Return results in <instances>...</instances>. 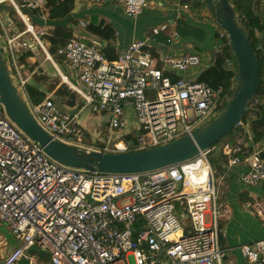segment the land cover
Segmentation results:
<instances>
[{
  "label": "built area",
  "instance_id": "obj_1",
  "mask_svg": "<svg viewBox=\"0 0 264 264\" xmlns=\"http://www.w3.org/2000/svg\"><path fill=\"white\" fill-rule=\"evenodd\" d=\"M47 1L0 0L9 3L25 25L15 35L4 30L9 66L24 95L26 79L19 55L27 50L28 42L22 36L30 34L42 48L39 36L43 33H34L28 13L43 17ZM86 2L119 4L129 18L140 16L148 7V0ZM253 12L256 16L263 13L264 18V0L255 4ZM166 27L151 32L156 35ZM255 37L264 70V29ZM215 40L216 52L228 45L218 26ZM148 41V37L132 41L114 60L106 59L93 44L67 41L56 54L75 72L76 84L66 77L61 84L82 105L69 113L58 109L51 95L37 104L28 101L37 124L55 140L86 147L79 116L85 110L102 115L106 117V142L87 148L104 153L142 151L190 135L226 103L229 94L222 93V85L213 88L177 77L200 65L197 55L154 56ZM223 67L236 71L231 50ZM263 100L255 96L253 105ZM114 134L116 140L111 143ZM233 135V143L212 146L193 159L151 172H86L48 158L0 105V224L18 242L0 264H16L31 250L47 252L50 264H221L219 222L229 215V209L217 205L210 159L215 154L227 157L228 168L246 164L240 183L263 191L262 200L250 208L264 223V144L252 149L250 126L242 120ZM239 250L248 264H264V238L243 244Z\"/></svg>",
  "mask_w": 264,
  "mask_h": 264
},
{
  "label": "crops",
  "instance_id": "obj_2",
  "mask_svg": "<svg viewBox=\"0 0 264 264\" xmlns=\"http://www.w3.org/2000/svg\"><path fill=\"white\" fill-rule=\"evenodd\" d=\"M230 1L240 8L241 13H248L253 12V7L259 0ZM28 15L34 33L43 34L39 36L42 48L32 41L30 34L22 36V40L28 42V48L19 55V58L26 52L30 53L25 60H19L21 72L26 79L24 95L26 102L33 103L34 99V95L28 93V89L36 90L44 95L43 99L51 95L54 105L69 113L76 112L82 105V100L65 84H61L62 77L76 84V74L57 58L56 52L71 39L93 44L100 49L106 59L114 60L132 41L148 37L154 56L177 57L194 54L199 57L198 67L177 75L188 81L198 80L200 74L213 63V55L216 52L217 25L206 7L205 0H148V7L136 18L125 16L119 4L89 5L86 0H74L70 14L63 19L50 20L46 7L43 17L35 13ZM259 18L261 22L264 21L263 13ZM0 23L3 25H0V46L4 48L6 47L4 30L9 35L25 30L24 23L7 2L0 3ZM162 25L167 26L165 30L156 35L152 34V28ZM174 33L176 36H173ZM53 69L55 74L52 72ZM92 121L88 117L80 124L86 131V137L95 138L98 131ZM261 130L264 133V121ZM233 136L232 134L224 143H233ZM262 144L264 139L253 143L252 149ZM212 158L214 169L216 170L217 166L221 168L217 205L219 208L229 209V215L219 222V245L224 253L221 264H248L242 258L239 249L243 244L264 238V223L250 208L256 201L262 200L263 191L258 186L246 187L240 183V176L246 169L245 163L228 168L227 157L217 153ZM2 229L3 225L0 224V263L14 250L10 247L11 237L3 236ZM25 258L28 259L27 255ZM28 260L30 264L31 261Z\"/></svg>",
  "mask_w": 264,
  "mask_h": 264
},
{
  "label": "water",
  "instance_id": "obj_3",
  "mask_svg": "<svg viewBox=\"0 0 264 264\" xmlns=\"http://www.w3.org/2000/svg\"><path fill=\"white\" fill-rule=\"evenodd\" d=\"M216 25L221 29L233 54L236 71L226 105L190 135L170 143L126 153H104L70 145L52 138L33 118L26 98L13 77L6 47L0 46V105L7 118L51 160L74 170L104 174H136L158 170L193 159L200 152L225 138L250 108L259 81V65L250 36L230 0H205ZM12 79L14 82H12ZM162 251H159L158 258ZM16 264H29L24 256Z\"/></svg>",
  "mask_w": 264,
  "mask_h": 264
},
{
  "label": "trees",
  "instance_id": "obj_4",
  "mask_svg": "<svg viewBox=\"0 0 264 264\" xmlns=\"http://www.w3.org/2000/svg\"><path fill=\"white\" fill-rule=\"evenodd\" d=\"M73 2L74 0H48L46 3V8L48 9V18L50 20H59L67 17L71 12ZM232 4L234 5L235 10L238 12L239 16L242 18V21L247 27L250 36V45L255 51L258 60L259 81L258 90L255 96L260 95L261 98H264V70L261 65L260 50L258 49V40L255 37L256 32L262 31L264 29V24L261 22L259 16L254 15L252 11L248 13H241L240 8L234 2H232ZM229 50V45H225L222 51L215 52V54L213 55V63L200 74L197 81L209 84L213 88H216L218 85H222V93H228L230 95L232 91L231 87L233 86V78L235 72L226 71L223 67L224 60L228 56ZM28 56H30V53L26 52L19 58V60L23 61ZM28 93L34 95V99L32 101L34 104L39 103L44 97L42 93L32 89H28ZM253 98L250 102L251 109L247 113H245L241 119L242 121L246 122V124L248 123L250 128L252 127V144L264 139V133L261 130L264 121V102H260L258 104L253 105ZM225 105L226 103H224V105L219 109H222ZM232 134L233 130L223 139L227 140L232 136ZM220 141L215 145H218ZM210 159L211 162L214 164V162L212 161L213 159ZM220 170L221 168L217 166L215 174H219Z\"/></svg>",
  "mask_w": 264,
  "mask_h": 264
},
{
  "label": "rangeland",
  "instance_id": "obj_5",
  "mask_svg": "<svg viewBox=\"0 0 264 264\" xmlns=\"http://www.w3.org/2000/svg\"><path fill=\"white\" fill-rule=\"evenodd\" d=\"M52 72L54 74L56 73L54 71V69L52 70ZM12 82H14L13 79H12ZM220 110L221 109H218L217 111L212 112L206 119L203 120L204 123L210 121ZM88 117L91 120H93L92 123H93V126L96 127V130L98 131V136H96L95 138L94 137H92V138L91 137H84L83 138V143L85 145H88V146L104 144L106 142L107 137H108L106 126L104 124L105 121H106V117H104L102 115H99V114L91 113L89 110H85L83 112V114L80 116L79 125L82 128H84V127L80 123H82L85 118L88 119ZM94 117H96V118H94ZM103 119H104V121H103ZM111 138H113V140L111 142V143H113L116 140L115 134L112 135ZM221 140L222 141H220L219 144H222V143L225 142L224 139H221ZM81 147H84V146H81ZM212 167L214 169L213 163H212ZM219 176H220L219 174H215L217 191L219 190V187L221 186V182L219 180L220 179ZM1 233L5 237H7V236L10 237L8 230H7V228L4 225H3V229L1 230ZM9 242H10V247H12V249L13 248L15 249L18 246V242L16 240L11 239V241H9ZM27 257L31 261L30 264H50L49 254L47 252H45V251L40 252V251H37V250H31L30 252L27 253Z\"/></svg>",
  "mask_w": 264,
  "mask_h": 264
}]
</instances>
